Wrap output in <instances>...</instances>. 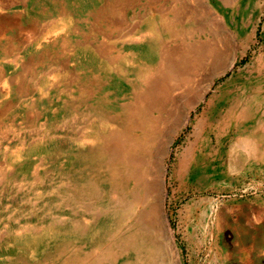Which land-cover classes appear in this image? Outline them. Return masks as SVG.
<instances>
[{"label":"bare ground","instance_id":"obj_1","mask_svg":"<svg viewBox=\"0 0 264 264\" xmlns=\"http://www.w3.org/2000/svg\"><path fill=\"white\" fill-rule=\"evenodd\" d=\"M161 1L152 0L149 6L157 7ZM198 2L201 4L202 16L207 17L206 20L209 22L203 23L198 20L201 25L196 26L197 21L184 32L179 29L184 25L181 18L183 17L186 22H192L195 14L186 11L180 15L178 6L171 12L163 11L162 19L157 22H152L149 18L152 24L144 33L128 31L129 22L123 10L115 11L110 21L111 29L115 31H110L107 36V39L113 41L96 45L99 53L97 59L100 58L105 63L104 67H99V73L91 72L89 68L83 73L82 70L76 69L69 59L64 61L60 57L58 60L54 58L51 62V72L40 73L45 79L49 77L51 86H47L48 83L42 85L37 81L33 82L42 95L54 84L56 92L65 93L75 100L72 96L75 89L73 88V91L67 87L66 79L68 82L71 81L69 84H75L78 79L82 89L80 97L96 99L97 105L91 104L88 107L84 116L87 117V123L81 134L72 133V137H66L77 145V149H73L75 152L63 150L61 155L64 154L66 159L63 162L59 160L61 155H51L50 162L53 165L51 179H55V184L46 185L48 191L44 194L45 211L38 219L56 220L35 225L26 223L16 229V242L21 243L23 240L22 247L18 246V250L36 247L42 248L41 253L38 251L37 259L22 255L8 260L7 264H183L169 215L165 210L168 197L167 160L172 156V147L177 136L190 124L191 113L206 99L215 80L228 73L243 55L236 51L234 38L229 35L223 19L215 16L209 0ZM2 8L0 4V9ZM68 13L65 10V16H68ZM64 20L66 19L59 20L60 23L49 34L41 35L36 44L38 49H42L39 50L42 51L40 55L31 57L27 63H22L21 57L14 60H17L19 67L23 69V73L18 77L4 76L3 70H0L1 95L10 94L14 88L15 92L19 93V98L31 97L33 90L28 83L38 76L33 73L30 78L28 73L37 68H41L42 71L46 67L42 61L45 52L48 55L52 50L63 47L71 52L70 55H65L66 57L75 58L76 51L85 48L86 40L74 42L73 39V35L80 30L79 20L74 22L70 18L63 23ZM206 26L213 32L214 41L205 39ZM166 35L170 39H166ZM168 41L176 45L172 47ZM131 43L142 46L150 44L154 47L148 51L143 49L138 55L123 53L118 48L119 44L126 46ZM89 44L93 45L95 42ZM150 54L158 58L155 65L144 63L142 60H148ZM73 66L76 70L71 71L69 78H66L65 71ZM105 71L107 76L102 79L101 74ZM59 75H62L61 80ZM112 76L113 78L118 76L126 86L131 87L121 99L111 100L112 97L108 94L98 96L106 84L103 80ZM189 88H195L193 94H189ZM30 100L37 103L34 97ZM69 107L67 99L62 102L59 109L65 111ZM40 115L38 111L35 117L40 118ZM201 121L196 123L197 133L202 130ZM54 134L49 133L46 136L53 141L66 139ZM41 141L43 138L36 142ZM19 151L12 152L14 161L20 159L19 154L22 152ZM189 156L186 151L179 159V173L186 168ZM41 159L36 166L35 179L33 178L35 184L40 182L37 176L40 167L43 168L45 164L50 163ZM263 161L264 107L256 101L253 102L250 114L245 117L238 131L232 134L228 146V162L231 167L236 168L246 162L257 165ZM0 171L4 172L1 165ZM131 185L132 188L127 189ZM59 207L66 208V211L56 217L52 209ZM208 228L209 226L204 229L209 231ZM209 236L211 237V232Z\"/></svg>","mask_w":264,"mask_h":264},{"label":"rangeland","instance_id":"obj_2","mask_svg":"<svg viewBox=\"0 0 264 264\" xmlns=\"http://www.w3.org/2000/svg\"><path fill=\"white\" fill-rule=\"evenodd\" d=\"M150 1L152 0H0L3 7L0 9V70H3L4 76L10 77H18L23 73L18 61L14 60L21 57L22 63H27L31 57L40 55L42 51L39 50L42 49H38L37 41L43 33L49 34L63 18L66 19L62 21L63 23L70 18L74 22L79 20L80 30L73 35V39L74 42L86 40L85 48L76 51L75 58L66 57L65 55H70L71 52L63 47L52 50L48 55L45 52L42 61L46 67L42 71L41 68H37L29 72L30 78L33 73L38 76L29 83L34 84L37 81L42 85L48 83L47 86H51L49 77L45 79L40 73L51 72V62L54 58L58 60L60 57L64 61L69 59L72 65L83 73L87 68L91 72L99 73V67H104L105 63L100 58L97 59L99 53L96 45L113 41L107 39L109 32L115 31L111 29L110 21L115 11L120 9L129 22L128 31L132 33L148 31L153 21L162 19L163 11H174L177 6L180 15L186 11L195 14L192 22H186L183 17L181 18L184 23L179 28L181 32L194 26L198 20L203 23L209 22L206 20L207 17L202 16L198 0H162L157 7H150ZM209 4L215 16L223 19L221 20L226 25L229 35L234 38L236 51L243 55L228 73L215 80L213 89L211 88L206 99L191 113L190 124L177 136L172 147V156L167 160L168 197L165 210L169 215L183 264H264V161L257 165L246 162L236 168L231 167L228 162V146L232 134L238 131L245 117L250 114L253 102L259 101V105L264 107V0H209ZM115 5L119 7H114ZM65 10L69 12L68 16H65ZM149 18L152 22H149ZM199 24L198 21L195 25ZM205 28L208 36L205 39L214 41L213 32L209 27ZM166 39H170L168 35ZM92 42L95 44H89ZM168 43L172 47L176 45L172 41ZM153 47L150 44L142 46L136 43L118 46L123 53L134 55H138L143 49L148 51ZM142 60L144 63L155 65L158 58L150 54L148 60ZM74 66L65 71L66 78H69L71 71L76 70ZM106 76V71L101 74L102 79ZM113 77L103 80L107 85H103L98 96L108 94L112 97L111 100L121 99L123 94L131 90V87L126 86L118 76ZM61 78L62 75H59L60 80ZM66 82L69 89H75V92L71 93L75 100L65 93L56 92L54 84L53 88L46 89L44 97V94L35 88V84L33 86L28 83L33 90L31 97L37 100L36 104L30 100L31 97L19 98V93L15 92L14 88L8 95L0 94V152H2L0 165L4 170L0 173V264H7L8 260L22 255L37 259V255L42 251V248L40 250L36 247L18 250L23 241L16 242V229L19 225L26 223L35 225L56 220L38 219L45 211L44 194L48 191L46 185L55 184V179H51L53 167L50 162L51 155H61L65 149L75 152L73 149H77V145L66 137H72V133L81 134L87 123V117L84 116L88 107L91 104L97 105L96 99L80 97L82 89L78 79L75 84H69L71 81L68 82L67 79ZM188 91L189 94H193L195 88H189ZM67 99L69 109L60 110L62 102ZM38 111L41 114L40 118L35 117ZM199 121L202 122V134L201 131L197 133L195 129ZM167 125L169 127V124ZM49 133L65 137L66 141L56 139V143L46 136ZM39 138H43V141L37 143ZM66 145L68 147H65ZM16 150L22 153L19 154L20 159L14 161L12 152ZM186 151L190 154L187 166L179 173V159ZM40 159L50 163L45 164L43 168L40 167L41 172L39 171L37 175L40 179L38 185L34 179ZM59 160L60 162L66 160L64 154ZM130 188L132 185L127 189ZM65 211L66 208L63 207L52 209L56 217ZM207 226L209 231L204 229Z\"/></svg>","mask_w":264,"mask_h":264}]
</instances>
